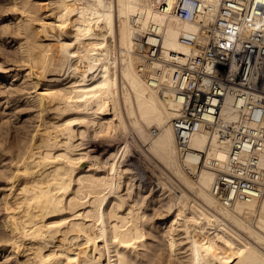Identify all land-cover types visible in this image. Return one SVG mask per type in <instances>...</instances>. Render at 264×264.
Here are the masks:
<instances>
[{
	"label": "bare ground",
	"instance_id": "1",
	"mask_svg": "<svg viewBox=\"0 0 264 264\" xmlns=\"http://www.w3.org/2000/svg\"><path fill=\"white\" fill-rule=\"evenodd\" d=\"M198 34L154 0H0V264H264V190L224 206L211 162L229 145L176 143L174 62ZM251 100L228 95L220 121L250 125Z\"/></svg>",
	"mask_w": 264,
	"mask_h": 264
},
{
	"label": "built area",
	"instance_id": "2",
	"mask_svg": "<svg viewBox=\"0 0 264 264\" xmlns=\"http://www.w3.org/2000/svg\"><path fill=\"white\" fill-rule=\"evenodd\" d=\"M154 1L158 11L194 21L199 28L198 36H184L192 52L174 62L172 72L179 107L172 126L180 153L190 148L194 133H215L229 148L222 164L211 162L213 195L224 206L258 196L264 190V167L256 155L264 150V0H219L210 20L197 19L208 9L200 0ZM150 32L140 36V43L146 58L155 59L159 45L147 40ZM228 95L235 105L252 98L244 105L250 125L220 121Z\"/></svg>",
	"mask_w": 264,
	"mask_h": 264
},
{
	"label": "rangeland",
	"instance_id": "3",
	"mask_svg": "<svg viewBox=\"0 0 264 264\" xmlns=\"http://www.w3.org/2000/svg\"><path fill=\"white\" fill-rule=\"evenodd\" d=\"M141 36V35H140ZM142 148V149H141ZM133 149H134V151H133ZM138 149V147H131V151L129 150V153H130V155L131 156H133L134 158H135V161H136V166H139L140 168H144V167H146L145 169L147 170V172L149 173H151L152 172V169L154 170V164H155V159H153L151 156H149V154H148V157L150 158V160H149V158H147V156L146 157H144L145 155H144V153L142 152V151H145L144 150V148H143V146H140V148H139V150H137ZM135 151H137V152H135ZM139 151H140V153H139ZM142 153H143V155H142ZM145 160V161H144ZM149 160V161H148ZM152 160V161H151ZM154 161V162H153ZM147 162V163H146ZM151 162V163H150ZM139 163V164H138ZM153 163V164H152ZM157 163V162H156ZM144 164V165H143ZM149 165H152V166H149ZM149 170V171H148ZM148 175V174H147ZM190 176H192V175H190ZM137 177H139V179L142 181V180H147V177H146V175L144 176V174L142 175L141 173H139V175L137 176ZM193 178H195L194 176H192ZM150 179H152V177H151V175H150V177H149ZM190 196L192 197V198H194V196L190 193Z\"/></svg>",
	"mask_w": 264,
	"mask_h": 264
}]
</instances>
